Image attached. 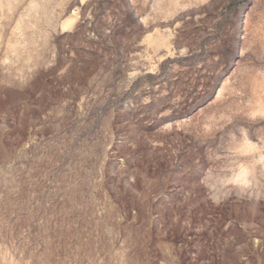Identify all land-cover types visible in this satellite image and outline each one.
<instances>
[{
    "label": "rangeland",
    "instance_id": "1",
    "mask_svg": "<svg viewBox=\"0 0 264 264\" xmlns=\"http://www.w3.org/2000/svg\"><path fill=\"white\" fill-rule=\"evenodd\" d=\"M0 264H264V0H0Z\"/></svg>",
    "mask_w": 264,
    "mask_h": 264
},
{
    "label": "bare ground",
    "instance_id": "2",
    "mask_svg": "<svg viewBox=\"0 0 264 264\" xmlns=\"http://www.w3.org/2000/svg\"><path fill=\"white\" fill-rule=\"evenodd\" d=\"M68 21V20H67Z\"/></svg>",
    "mask_w": 264,
    "mask_h": 264
}]
</instances>
